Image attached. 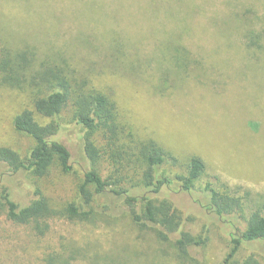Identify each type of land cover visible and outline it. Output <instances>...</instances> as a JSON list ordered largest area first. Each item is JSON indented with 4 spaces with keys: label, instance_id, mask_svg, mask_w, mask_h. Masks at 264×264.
Listing matches in <instances>:
<instances>
[{
    "label": "rangeland",
    "instance_id": "374dc122",
    "mask_svg": "<svg viewBox=\"0 0 264 264\" xmlns=\"http://www.w3.org/2000/svg\"><path fill=\"white\" fill-rule=\"evenodd\" d=\"M246 10L253 11L252 27L264 29V0H0V35L9 44L31 45L38 60L64 57L77 81L115 103L116 135L110 139L105 129L93 135L95 168L112 187L139 183L133 160L139 141L153 140L169 153L161 172L170 178L185 174L190 157L202 160L192 193L177 184L162 193L179 210L183 231L207 236L183 256L128 214L66 218L62 212L77 199L88 168L70 102L57 120L68 128L60 140L70 150L71 171L53 165L42 178L0 176V191L6 187L16 202L28 204L38 190L56 212L43 235L0 215V264H224L231 229L196 200L210 185L249 192L246 216L264 203V47L247 48L243 28L225 23ZM177 48L184 58L178 63ZM25 108H32L28 92L0 86V146L21 157L35 145L12 125ZM249 255L264 264V243L242 245L234 260Z\"/></svg>",
    "mask_w": 264,
    "mask_h": 264
},
{
    "label": "trees",
    "instance_id": "16d2710c",
    "mask_svg": "<svg viewBox=\"0 0 264 264\" xmlns=\"http://www.w3.org/2000/svg\"><path fill=\"white\" fill-rule=\"evenodd\" d=\"M252 14L251 10L240 11L228 17L225 23L243 28L247 48L263 49L264 43H261L260 36L264 29L255 30L254 25L252 27ZM0 36V86L28 92L32 105L31 109L25 108L17 113L12 125L16 132L30 137L35 143L25 157L11 148L0 146V168L3 169L0 176L27 173L42 178L53 165L58 166L63 173L71 171L70 150L60 140L61 134H65L68 128L57 119L73 102V128L83 132L81 148L88 168L83 171L77 199L69 203L62 214L70 220H89L95 213L109 218L128 214L136 226L153 231L162 243H172L183 256L189 255L193 248L205 245L207 236L204 233L193 236L181 229L183 219L179 210L162 193L163 188H170L173 184H177L184 192L192 193L196 182L204 174L202 160L190 157L185 165V174L170 178L161 172L166 159L171 158L169 153L153 140L139 141L133 159L139 170V173L136 171L139 183L128 189L112 187L113 183L103 179L95 168L99 152L93 135L101 129L109 133L110 139L116 135V106L113 100L99 90L86 87L87 82L77 81L71 75L72 70L64 57L59 58L61 63L38 60L36 50L31 45L22 42L9 44L5 36ZM181 54V49L177 48L172 55L177 63L184 59ZM35 114L49 121L41 124ZM35 194L37 198L21 205L6 187L2 188L0 215L18 225L29 224L34 232L43 235L48 229L47 220L56 212L38 190ZM200 195L202 199L196 202L231 229V246L224 264H258L252 255L242 261L234 260V256L246 243H264V203L263 209L256 208L246 216L250 196L247 191L243 195H234L227 190L219 191L206 185ZM240 222L242 229L238 226Z\"/></svg>",
    "mask_w": 264,
    "mask_h": 264
}]
</instances>
